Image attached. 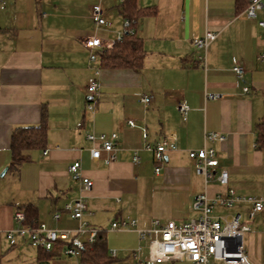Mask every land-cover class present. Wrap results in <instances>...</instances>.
<instances>
[{"label":"crops","instance_id":"obj_1","mask_svg":"<svg viewBox=\"0 0 264 264\" xmlns=\"http://www.w3.org/2000/svg\"><path fill=\"white\" fill-rule=\"evenodd\" d=\"M0 6V257L2 264L19 260L32 250L30 264H136L134 253L147 257L148 240L137 230L154 220L178 224L197 219L193 208L198 194L225 193L263 198L264 151L257 144L258 124L264 119V31L258 20L246 16L248 0H6ZM101 4L109 26L96 28L92 8ZM138 18L136 33L146 52L140 71L102 68L100 52L89 61L86 38L118 41L126 15ZM259 14V18H263ZM207 31L217 34L207 50L204 67L193 40ZM244 68V80L234 74L233 61ZM100 82L94 111L86 108L87 86ZM244 87L249 91L244 92ZM206 93L219 94L207 100ZM152 97L150 104L141 102ZM184 102L187 120L177 111ZM47 117L44 147L32 150L30 160L12 167L13 132L39 126ZM134 120L137 128L128 125ZM145 127L148 138L140 129ZM219 133L224 142H205V134ZM117 134L115 159L99 160L91 149L100 146L87 136ZM174 134L177 146L167 154L159 174L153 153L156 145ZM215 148L219 167L229 175L227 187L217 181L207 186L190 160V150ZM152 155V158H151ZM135 158L138 159V163ZM81 163L82 173L94 182L83 191L69 168ZM6 170V171H5ZM83 196L91 215L84 221L100 229L106 239L103 260L86 261L64 253H44L26 240L10 246L6 234L19 227L15 213L37 208V222L58 230H76L79 222L61 212ZM248 204L231 210L218 207L215 216L240 214L250 225L243 238L252 264H264V211L248 220ZM61 212L59 221L53 214ZM135 221V228L111 230L113 223ZM115 254V256L113 255ZM25 263V262H24ZM161 264H195L172 260ZM215 264H221L216 262Z\"/></svg>","mask_w":264,"mask_h":264},{"label":"built area","instance_id":"obj_2","mask_svg":"<svg viewBox=\"0 0 264 264\" xmlns=\"http://www.w3.org/2000/svg\"><path fill=\"white\" fill-rule=\"evenodd\" d=\"M6 0H0L1 8L5 7ZM122 2L126 0H121ZM259 14L264 16V0H249L246 8V16L250 19L258 20L259 26L264 31V17L259 18ZM91 18L95 23L96 28L109 26L107 21V11L96 4L92 8ZM131 28L129 20L124 21V31L119 34L120 41L126 31ZM217 34L207 31L204 37L193 40V44L203 54L197 56V60L206 67L207 50L210 44L215 41ZM83 45L88 51L89 61L94 62L98 58V50L111 49L113 43H104L98 37L86 38ZM259 60L264 63V52L259 55ZM234 74L239 80H244V68L237 62L233 61ZM2 83L0 81V93ZM244 92H248L249 88L244 87ZM207 100H217L221 96L219 94L206 93ZM100 97V82L97 79L90 80L87 86V104L86 108L94 111L96 103ZM141 102L150 104L152 97L143 96ZM177 111L181 114L184 120H187L190 108L180 102L177 105ZM128 125L131 128H137L138 125L134 120H129ZM143 132V138H148V132L145 127L140 128ZM92 143L100 142V146H94L91 149V158L99 160L102 156V151L108 154L107 163L115 159L114 151L117 140V134L107 136L105 134L87 136ZM170 138L176 139L174 134L165 138L161 142L152 146L146 144V150L153 153L155 162V173L159 174L162 164L165 161L167 154L175 151L177 146ZM226 136L219 133L205 134V142H224ZM190 160L195 164V169L198 175L205 178L206 186L213 181H217L220 186L227 187L229 183V175L226 170H221L217 174L219 160L217 159V151L215 148L205 146L200 150H190L188 152ZM138 163V159L135 158ZM69 173L75 182L82 185L83 191H91L94 187V182L85 177L82 173L81 163L75 161L69 168ZM248 204V220H253L257 214L264 211V199L252 196L238 194L234 189L227 188L225 193H218L215 196H209L205 191L198 194L193 208L199 213V217L190 220L183 224H178L175 221H167L166 223L160 220H154L149 229L137 230L141 240H148L149 253L147 257L141 259L138 249L135 253L136 264H161L172 260H188L195 264H252L243 244L244 235L250 232V225L242 219L240 214L232 216H215L214 210L222 207L231 210L236 206ZM61 212L67 213L70 218L79 222V227L76 230H58L48 227L44 223H37L35 227L26 224V215L22 211L15 213V220L19 227L8 231L6 238L10 246H16L19 239L26 240L31 246L36 249L52 251L57 245L64 244L63 253L69 257H80L85 244L94 243L100 234L101 230L91 227L84 221L86 214L91 215L85 198L83 196L67 203ZM61 212L53 214V219L59 221ZM136 222L122 220L113 223L111 230H122L135 228ZM1 254V251H0ZM115 256V254H113Z\"/></svg>","mask_w":264,"mask_h":264},{"label":"trees","instance_id":"obj_3","mask_svg":"<svg viewBox=\"0 0 264 264\" xmlns=\"http://www.w3.org/2000/svg\"><path fill=\"white\" fill-rule=\"evenodd\" d=\"M130 4L135 0H126ZM249 4V0H248ZM247 4V6H248ZM126 15L130 21L131 28L126 31L120 41L115 42L111 49H104L100 52L102 68L112 69H133L140 71L142 68L146 52L143 47V41L137 36L136 23L138 18L133 15V11ZM257 144L264 151V119L258 124ZM48 126L47 117L43 113L42 123L39 126L20 127L13 132L11 142L12 167L18 168L22 163L30 160V152L37 148L44 147L47 138ZM26 215V224L32 227L37 225V208L28 206L22 209ZM44 253H63L64 244L57 245L52 251L39 249ZM107 248L106 239L102 232L98 235L96 241L91 244H85L81 257L86 261H98L106 258ZM0 264L2 258L0 257Z\"/></svg>","mask_w":264,"mask_h":264},{"label":"rangeland","instance_id":"obj_4","mask_svg":"<svg viewBox=\"0 0 264 264\" xmlns=\"http://www.w3.org/2000/svg\"><path fill=\"white\" fill-rule=\"evenodd\" d=\"M122 33V32H121ZM101 39V38H100ZM151 158H152V155H151ZM262 197H264V191L262 192ZM31 251L32 250H25L24 252H21L20 253V256L18 257L20 261H23L22 263L19 262V261H15L13 260L12 262H9V264H30L29 262V257H30V254H31ZM25 262V263H24Z\"/></svg>","mask_w":264,"mask_h":264},{"label":"water","instance_id":"obj_5","mask_svg":"<svg viewBox=\"0 0 264 264\" xmlns=\"http://www.w3.org/2000/svg\"><path fill=\"white\" fill-rule=\"evenodd\" d=\"M6 171V170H5Z\"/></svg>","mask_w":264,"mask_h":264}]
</instances>
